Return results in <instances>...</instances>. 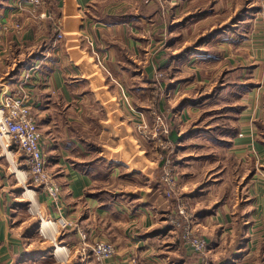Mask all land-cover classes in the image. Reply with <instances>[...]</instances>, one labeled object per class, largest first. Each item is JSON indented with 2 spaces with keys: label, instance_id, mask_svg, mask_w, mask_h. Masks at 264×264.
<instances>
[{
  "label": "crops",
  "instance_id": "1",
  "mask_svg": "<svg viewBox=\"0 0 264 264\" xmlns=\"http://www.w3.org/2000/svg\"><path fill=\"white\" fill-rule=\"evenodd\" d=\"M105 2L108 0L46 1L45 8L56 12L61 19L63 37L55 45V32L47 22L39 24L38 28L33 29V33L25 23H21L19 29L14 28L15 25H7L0 36V41L5 44L0 50V60L4 61L3 64L0 62V87H4V90L8 88V84L17 83L21 79V74L15 82L4 77L14 69L15 64L42 42L50 44L47 49L50 50L49 59L31 72L32 82L28 88L34 97L33 106L38 112L36 118L34 116L35 121L43 132L48 170L59 184L61 195L56 208L49 204L40 190L34 189L32 207L38 211L42 220L62 216L73 226L83 229L89 241L102 240L113 244L116 255L100 264H200L198 256L182 245L165 222V215L172 204L164 198L162 188L155 179V172L144 174L133 171L128 162L122 160L119 150L104 145L106 124L113 125L115 129L121 123H113L110 114H107L96 98L93 104L86 102V97H93L94 93L84 75L77 74L80 70L76 65L83 61L91 62L93 50L103 52V60L111 70L117 71L118 75L114 73L115 77L126 85L134 104V97L147 91L142 88H133L132 91L131 87H127L128 80L134 83L135 79L141 77L140 73L136 76L138 72L133 70L137 64L133 56L136 49L143 51L140 44L137 48L133 46L131 40L141 41V38L130 32V27L143 29L146 22L154 20L141 19L118 24L112 18L126 10L136 12L138 0L135 6L126 8L122 4L116 7L113 0L114 7L109 6L112 8L109 10ZM163 23L165 37L169 39V32L166 36L167 24L165 21ZM124 25L129 26L127 39V35L124 37ZM261 43L263 56L257 60L249 76L253 78L255 75L259 80L247 91L253 95V103L251 106L240 104L236 120L231 121L232 125L238 127V133L228 139L229 145L217 147L211 144L209 136L200 134L205 141L204 146H208L211 152L199 154L196 149H190L191 144L187 145L184 141L191 134L198 135L194 133L196 127L185 130L187 126L184 125L180 128V133L190 132L180 144L179 150L182 153L177 158V166L180 168V201L192 212L198 231L207 240L206 256L212 264H264V186L257 185L254 193L247 199L245 195L242 198L236 188L234 198L232 186L229 188L230 195L227 190L231 182L230 176L229 181L224 178L227 170L231 171L233 163L241 164L247 169L252 164L255 168L256 165L264 166V129L257 125L260 122L264 127V39ZM165 59L167 61L166 56ZM147 62L145 65H148ZM121 68L124 74L119 73ZM142 74L149 78L144 72ZM240 81L243 85V81ZM236 87L235 91H238L239 86ZM244 92L243 89L238 91V96ZM219 93L217 95H222ZM161 102L165 104L164 99ZM153 108L154 104L150 109ZM197 108L189 106L182 111L191 115V109ZM87 109L97 110L101 119L89 120L85 115ZM167 112L170 117V112ZM190 115H186L181 121L178 114L181 124ZM38 117L44 120H39ZM88 143L95 146L96 150L87 149ZM198 147L201 148V145ZM103 149H108L113 157H107ZM6 153L9 157L8 152ZM88 162H92L91 166L84 167V171H81L79 164L81 166ZM107 164L111 165L109 170ZM16 167L14 166L16 173L22 181L25 169ZM106 170L108 173L105 177ZM7 177V171L2 170L0 256L5 258V264H11L16 256L27 250L20 246V236L14 233V219L10 217V204L16 200L13 194L18 191L21 194L23 187L18 178H13L12 187H8ZM137 179L144 182L139 184L140 180ZM252 179L258 183L256 178ZM27 183L26 180L25 184L28 185ZM21 196L22 194L18 200L27 199L31 204L28 198ZM66 231L74 232L67 237L68 241H72L69 243L77 242L75 228H66ZM12 243L18 246L9 247Z\"/></svg>",
  "mask_w": 264,
  "mask_h": 264
},
{
  "label": "rangeland",
  "instance_id": "2",
  "mask_svg": "<svg viewBox=\"0 0 264 264\" xmlns=\"http://www.w3.org/2000/svg\"><path fill=\"white\" fill-rule=\"evenodd\" d=\"M153 1L157 2L162 7L160 10V18H164V21L166 22L165 24H171V26H174V24L181 22L183 18L190 15H198V17L181 24L176 28H172L168 38L171 37L173 40H171V44L166 47H164V44L168 41V39L165 37V26L163 21H159L160 19L158 15L156 17L152 16L151 19L154 21L151 23L146 22L143 29L130 27V32L141 38V41L131 40L133 42V46L137 48L140 44L143 50L141 52V50L138 51L136 49V54L133 52V55L135 54L133 57L136 58L137 61L136 66L133 67L134 72H138L136 76H139V73L143 71L149 78H156L155 84H147L144 81H140L141 77L139 79H135L134 88L147 89V91L144 90L141 96L136 95L134 97L136 106L132 101L129 92L126 90V85L120 81V78L115 77L114 73L117 74V71L111 70L107 66L106 61L103 60L104 57L101 54L103 52L100 53L93 50V60L91 62H79L76 66L80 70L77 74L84 75V77L89 81L90 89L94 93L93 97H86V102L93 104L96 98L105 108L107 114H110L112 117L110 119H113L112 122L114 123V121H118L121 123V125L115 126V129L113 128V125H110L109 123L106 124L104 145L110 147L111 149L119 150L120 154L123 156L122 160L128 162L129 168H132L133 171H141L144 174H153L155 172V179H159V184L162 188L163 194L165 189V185L162 183L161 177L163 170L161 173L155 171L156 161L161 159L160 148H162L155 139V131H157L161 124L157 122L155 116L150 113L153 111L157 116L155 108H150H152L158 97L163 100L165 96L160 93L161 87L159 86L160 83H164V87L167 86V81L164 77H168L170 73L163 67L166 62L165 54L170 50L177 51L181 48L189 46L200 36L207 34L211 30L224 28L226 26L229 27V30H227L228 28L223 29L222 32L213 37L211 41L202 45L200 49V52L202 53L191 55L188 59L180 63L174 61L172 62L173 67L179 68V70L177 69L172 71V77H174V79L191 77V80L182 88L176 85L171 92H168L166 101L171 105L175 104V102L180 99L178 97L183 95L189 96L212 92V88L217 85L219 78L222 79L223 83L221 84H224L225 86V89L222 92L220 91L222 95H217V93L213 99L202 107V109H191V115L185 110L179 113L181 121L182 119H185L186 115H190V117H187L186 122L181 124V127H184V125L187 126L185 130H188L190 127L193 128V126H197L200 118V124L208 122L209 119L205 112H208L211 109L235 104H241L242 106L252 105L253 95L250 94V92L245 91L238 96L235 94V90L237 89L236 84H241L240 80L243 81V85L250 83L257 84L259 82L255 75L253 78H249V76H251L253 66L256 64L257 60L263 56L261 42L264 39V20L261 19L258 13L261 7L259 0ZM153 1L150 0V4ZM136 2L137 0H114L116 7L122 4L125 8L127 6H135ZM47 4L50 3L47 2ZM104 4L108 7V10L112 9L109 6L114 7L113 0H108V2H105ZM31 12L32 9L26 5L23 6V3L19 0H0V36H2V33L4 32L3 28L7 25H20L21 23H25V26H28L27 28L31 30V33H33L34 28H38V26L43 24V22L48 23V21L44 20L39 21L36 18L37 15H31ZM51 12L52 17L57 18L61 24L60 16L52 10ZM128 25H124L123 27L126 32L124 37L127 35ZM128 37L129 36L127 35L126 39ZM115 41L117 40L115 39ZM4 45L5 44L0 41V50L3 49ZM0 62L2 64L4 63L2 60H0ZM145 62H147L148 65H145ZM120 70L121 72L119 73L124 74L123 69L121 68ZM239 74L241 75L238 78ZM122 76L124 77L125 75ZM4 77L6 78L8 76ZM129 81L132 80H128V82ZM31 82L32 81L28 78V86ZM15 84L16 83L8 84L9 86L8 88H5V90L3 89L4 87H0V101H4L8 93L16 91V87H14ZM132 84L133 83H130L129 85L131 86ZM28 86L25 88L26 98L31 106V113L36 118L38 112L34 107L33 95L28 94L30 90ZM226 87L228 88L226 89ZM129 107L133 109H129ZM139 107H141V110L143 111L136 110V108ZM148 109H150L148 113L144 112ZM85 115L86 117L90 115V117L95 120L101 119L97 110L88 111L87 109V111H85ZM38 118L39 120H44L42 117ZM41 130L39 129L40 132H42ZM151 130H153V133H149ZM202 138L203 137L200 134H191L184 141L187 142V145L191 144L190 146L192 147H190V149H196L199 154L211 152L208 146H204L205 144L203 143H205V141H203ZM41 144L45 152L43 139ZM9 145L10 147L6 148L0 143V172H2V170L7 171V186L12 187L13 178H18V181L21 182L18 174L16 173V165L21 170L25 169V166L21 164L23 163V157L19 153H16L14 143L9 142ZM199 145H201V148L198 147ZM103 150L107 157H113L108 149ZM6 152H8L9 157ZM181 153L182 151L178 149L174 160L168 157L169 169L171 170V174L175 177V198L179 200H182V198L179 193L180 189L178 180H180V175L178 173L180 168L177 166L179 162L177 158L181 155ZM230 170V172L227 170L228 172L224 178H227L226 181H229L228 178L230 176L231 182L228 185L227 190L229 191L230 186H232L233 195L235 194V189L237 188L241 197L244 198L245 195V199H247L254 193V188L257 185L264 186L263 165H256L255 168L252 164L247 169L241 164L237 165L233 163ZM22 176L24 181L27 180L28 183L30 182L29 177L24 175L23 172ZM252 178H256L258 183H255ZM15 180L17 181V179ZM137 180H140L138 181L139 184L141 181L144 182V180L141 179ZM28 187L31 186H26V188ZM228 193L230 195L231 192L229 191ZM21 197L24 199L27 198L23 193ZM235 197L236 196L234 195V198ZM175 198L167 200L172 204L170 210L173 209L175 203L177 202V200L175 201ZM13 219L14 222L12 223V227L14 229V233H18L20 236V246L26 248L28 252H36L37 250L45 251L49 248H51L52 251L51 257L45 256L41 259L42 261L33 262L32 260L27 259L22 264H83L75 246L71 247L69 253L62 252L57 255L53 254L56 246L61 245L62 247H66V242H68V244H74L76 241L69 243L72 241H68L66 236L67 231L65 228H58L57 230L55 228L56 231H53L52 229H39L42 221L39 218L38 211L32 206L28 207L27 211L21 210L18 211V213H15V217H13ZM37 220L39 221L37 230L30 231ZM176 236L178 237L177 234ZM3 244L5 243L3 242ZM13 245L18 246V244L12 243L9 247L12 248ZM88 263L95 264L97 262L90 259ZM0 264H5V258L3 255L0 256Z\"/></svg>",
  "mask_w": 264,
  "mask_h": 264
},
{
  "label": "built area",
  "instance_id": "3",
  "mask_svg": "<svg viewBox=\"0 0 264 264\" xmlns=\"http://www.w3.org/2000/svg\"><path fill=\"white\" fill-rule=\"evenodd\" d=\"M19 1L23 3V6H29L32 9L31 15L36 14V18L39 21L44 20L51 24L55 32V41L53 45L62 39L63 33L59 20L53 18L51 10L45 8V2L47 0ZM259 1L261 7L258 13L260 17L264 19V0ZM15 27L17 29L20 28L19 25H15L14 28ZM49 56L50 50H46L42 54V58L39 62L36 61L33 66L23 70L21 72V79L15 84L16 91L8 93L5 100L0 101V143L6 148H9V142H13L16 147V153H19L23 157V165L25 166L23 173L29 177L30 182L28 185H25L23 179L21 184L23 187V194L30 202L34 194V189H38L46 196L49 204L57 208L60 202L61 189L56 183L53 174L48 170V161L41 144L43 137L38 129L34 115L31 113V106L27 101L25 92V88L28 86V78L30 79V76H32L31 72L36 70L39 64L47 61ZM28 94L30 93L28 92ZM150 113H152L157 122L161 124L157 131H155V139L158 141L159 146L162 147L160 150L166 149L167 143L161 138L162 135L167 134L166 126L162 119L156 116L153 111ZM149 133H153V130ZM168 160L169 159L165 161L163 174L161 176L162 183L165 185V189L163 188V196L166 200L175 198L176 195L175 177L171 174ZM26 186L31 187L26 188ZM176 200L177 202L173 209L169 210L165 215L167 226L178 235V239L183 246L189 248L192 253L198 256L200 264H212L209 257L206 256L207 240L200 231H198L194 223L192 212H190L179 199L175 198V201ZM30 206H32V202L29 207ZM41 221L42 224L39 229H42L44 223L42 219ZM48 222L50 226L48 228L46 227L47 230L52 229L56 231L58 228H75L78 240L74 244H67L66 247H63L64 253H69L71 247L75 246L83 264H87L90 259L100 264L116 255V248L113 244L102 240L89 241V237L83 229L76 225L73 226L71 222H68L62 216L48 219ZM54 251H56V248Z\"/></svg>",
  "mask_w": 264,
  "mask_h": 264
},
{
  "label": "trees",
  "instance_id": "4",
  "mask_svg": "<svg viewBox=\"0 0 264 264\" xmlns=\"http://www.w3.org/2000/svg\"><path fill=\"white\" fill-rule=\"evenodd\" d=\"M49 1V0H47ZM153 1V0H151ZM162 7L155 1H153L150 4V0H138L137 3V10L136 12L132 10H126L125 12H122L121 14L113 17V21L118 22V24H121L126 21H140L141 19L144 21H150L151 17H156L158 15L159 21H164V18H160V10ZM208 14V13H204ZM198 17V15H190L186 18H183L181 22H177L174 24V26H171V24H167L166 26V36H168V32L171 33L172 28H176L180 26L181 24L190 21L193 18ZM157 20V19H156ZM49 23V22H48ZM228 28V29H227ZM223 29L229 30V27L226 26L224 28L220 29H214L209 31L207 34H204L200 36L195 42L190 44L189 46H186L184 48H181L177 51H168L165 56L167 57L166 63L163 65L164 69L166 71H169V76H165L164 79L167 81V86L164 87V83H160L159 86L161 87V92L164 94L165 104H162L160 97L154 102V108L157 116H159L164 125L167 129V134L162 135L161 138L163 141L167 143L166 149H161L160 154L162 155L161 159L156 162V170L157 172H162L163 167L165 165V161L170 157L171 159H175L176 152L178 149L181 148L180 144L182 143L183 139L186 137V135H189L190 132L186 133H180L181 128V122L178 118V114L186 107L194 106L198 107L199 109H202L206 103H208L213 97L219 93L221 90L225 89L224 84L222 82V79L219 78L217 81V85H215L212 88V92L210 93H203V94H197V95H189L185 96L183 95L178 101L175 102L173 106H171L170 103H168L167 100V94L168 92H171L174 87L177 85L178 87H183L187 83L190 82L191 77L189 78H177L174 79L172 77L173 72L175 70H179V68L173 67V61L174 62H183L186 59L189 58L191 55H195L200 52L201 46L205 43L211 41L213 37L217 36L222 32ZM169 37V36H168ZM171 37L168 39L167 42H165L164 47L171 44ZM50 48V44L42 42L37 48H35L30 54H28L25 58H23L22 61H19L15 64L14 69L8 73V78L11 80V82L17 81L18 77L20 76L21 72L25 69L30 68L34 65L36 61H40L42 58V54ZM143 72H140L141 80L144 81L147 84H155L156 78H147L145 75L142 74ZM193 77V76H192ZM164 81V80H163ZM131 82L129 81L127 84V87H131V90L134 88V83L130 86ZM253 83L247 84V85H241L240 83L236 84L239 86V90L241 91H248L252 88ZM227 88V87H226ZM128 89V88H127ZM129 90V91H131ZM133 91V90H132ZM238 91H235V94L238 95ZM139 111H143L140 108H137ZM241 105L235 104V105H225L216 109H211L208 112H205V114L208 116V122H205L203 124L201 123V118L198 121V125L195 126V134H204L209 136L211 144L222 148L223 146L229 145V138L235 137L238 133V127L236 125H232L231 121L236 120V114L240 111ZM167 110L170 112V117L167 116ZM145 112V111H144ZM149 112V111H148ZM146 112V113H148ZM203 114V113H202ZM89 120H92L93 118L90 117V115L87 116ZM148 117V114H147ZM37 124V123H36ZM200 124V125H199ZM258 127L261 129H264L263 126H261V123H257ZM87 149H91L95 151V146H92L91 143L87 144ZM92 162L85 163L80 166L79 169L81 171H84V167H90ZM108 170L111 168V165L107 164ZM108 171L104 172V176L106 177ZM157 180V179H156ZM159 184V179H158ZM160 185V184H159ZM23 193V191H22ZM21 193V194H22ZM17 194V195H16ZM20 192H14L13 198H16V200L12 201L10 204L11 209V219L15 217V213H18V211H27V208L29 207V202L27 200H18L19 195H21ZM21 198V197H20ZM22 199V198H21ZM39 226V221L37 220L36 223L32 226V229L30 231L37 230ZM74 232L69 231L66 232V236L70 237L72 236ZM22 237V236H21ZM25 238V237H24ZM23 238V239H24ZM68 244V242H66ZM34 251V250H33ZM52 251L51 248L45 250V251H39L31 252V251H24L20 255L16 256L12 264H22L27 259L35 261H42L41 259L45 256L51 257ZM38 259V260H37Z\"/></svg>",
  "mask_w": 264,
  "mask_h": 264
},
{
  "label": "bare ground",
  "instance_id": "5",
  "mask_svg": "<svg viewBox=\"0 0 264 264\" xmlns=\"http://www.w3.org/2000/svg\"><path fill=\"white\" fill-rule=\"evenodd\" d=\"M50 226V223L47 221H44L43 225H42V229H46V227L48 228ZM56 251H54L53 254H61L62 252H64V248L61 245H58L55 247Z\"/></svg>",
  "mask_w": 264,
  "mask_h": 264
}]
</instances>
